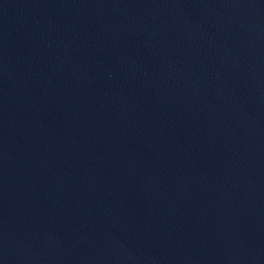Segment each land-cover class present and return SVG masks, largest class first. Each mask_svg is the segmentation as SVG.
Instances as JSON below:
<instances>
[{
	"label": "water",
	"instance_id": "1",
	"mask_svg": "<svg viewBox=\"0 0 264 264\" xmlns=\"http://www.w3.org/2000/svg\"><path fill=\"white\" fill-rule=\"evenodd\" d=\"M0 264H264V0H0Z\"/></svg>",
	"mask_w": 264,
	"mask_h": 264
}]
</instances>
